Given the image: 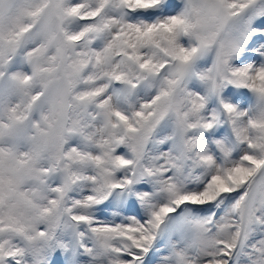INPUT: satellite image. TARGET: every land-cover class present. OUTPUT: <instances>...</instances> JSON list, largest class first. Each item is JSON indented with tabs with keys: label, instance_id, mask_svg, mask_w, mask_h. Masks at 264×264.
<instances>
[{
	"label": "snow or ice",
	"instance_id": "obj_1",
	"mask_svg": "<svg viewBox=\"0 0 264 264\" xmlns=\"http://www.w3.org/2000/svg\"><path fill=\"white\" fill-rule=\"evenodd\" d=\"M0 264H264V0H0Z\"/></svg>",
	"mask_w": 264,
	"mask_h": 264
}]
</instances>
